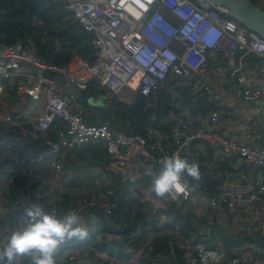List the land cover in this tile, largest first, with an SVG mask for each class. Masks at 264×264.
<instances>
[{
  "label": "built area",
  "instance_id": "1",
  "mask_svg": "<svg viewBox=\"0 0 264 264\" xmlns=\"http://www.w3.org/2000/svg\"><path fill=\"white\" fill-rule=\"evenodd\" d=\"M53 1L69 13L83 32L92 36L91 63H79L76 74H72L70 63L66 67L54 65L37 55L29 44H0V95L15 90L36 104L37 132H49L56 122L62 124L56 132V142L38 158L40 162L45 160L53 172L52 182L45 184L50 193L63 192V186L70 181V177L61 178L64 157L88 145L100 146L107 156L105 174L112 173L141 191V202H151L148 191L151 180L149 185L139 188L147 179L145 169L151 166L158 171L165 156L177 153L186 160L195 144L197 149L206 147L235 158L227 161L232 181L240 182V164L259 172L255 178L242 177L244 189L219 186L212 192L207 186L189 181L187 196L180 194L173 200L153 195L152 214L158 216L160 224L161 214L168 213V208L163 207L165 202L174 203L182 213L192 215L195 223L204 219L197 226L198 235L184 237L177 231L162 230V234L170 235L167 240L170 251L166 255L152 253L147 247L150 241L147 237L141 248L126 249L125 259L98 250L96 244L103 235L111 238V233L102 229V223L111 222L117 197L113 190L86 194L66 212H77L94 238L86 245L80 244L81 241L61 245L55 255L56 264H178L171 261L177 251L182 264H264V125L260 131L246 134L245 138L253 145L221 135L220 129L233 122L232 112L218 107L221 96L207 82L210 61H223L226 77L238 86L244 102L264 100V37L239 25L226 11L206 0ZM255 6L264 10V0ZM248 54L259 60L257 66L244 62ZM32 66L59 72L82 90L95 86L108 100L127 91L131 96L124 98H140L148 107L170 76L183 81L180 85L194 93L206 95V101L213 107L179 121L171 134L148 129L144 135H133L107 123H86L75 98L66 95L54 79L29 73L27 70ZM74 75L85 78L77 81ZM26 125L30 124L20 114L0 113L1 154L20 144L24 132L30 131ZM28 167L30 164L19 165L21 169ZM21 169L18 171L23 174ZM7 197L5 184L0 182V246L24 210L21 197L10 203ZM45 210L57 214L55 210ZM10 213L14 215L8 218ZM212 224L224 227L230 235L246 236L252 241L224 248L210 236ZM111 230L119 228L111 225ZM14 264H30V260L19 258Z\"/></svg>",
  "mask_w": 264,
  "mask_h": 264
},
{
  "label": "trees",
  "instance_id": "2",
  "mask_svg": "<svg viewBox=\"0 0 264 264\" xmlns=\"http://www.w3.org/2000/svg\"><path fill=\"white\" fill-rule=\"evenodd\" d=\"M249 1L256 5L259 0ZM91 40L92 36L83 32L73 22L69 13L53 0H0V44H13L16 42L29 44L33 51L44 60L59 67H66L75 56L80 57L86 63L93 61L94 50L91 46ZM170 81L174 92L161 88L158 91L159 98H155L153 105L149 107L143 104L140 98L136 99L132 104L120 102L116 98L109 99L108 106H104L99 110L102 123H107L117 130L133 135H144L148 129H159L164 133L171 134L173 127L179 123L180 119L185 117V113L186 117L184 119L186 120L188 117L195 116L200 112H206L213 107L206 101V95L199 92L194 93L189 87L180 85V79L173 78ZM87 92L90 94L102 93L97 87L89 86L80 97L82 105L85 104L84 99ZM56 125L50 132L53 139H56V132L62 126L61 123ZM92 146L94 147L92 150L94 154L93 162L105 172L107 156L103 150L100 151L98 147H95L99 145L84 147ZM186 160L189 163L198 165L201 173L200 181H191L190 179L189 181L207 186L212 192L220 186L219 180L215 179V176L210 173L204 162L205 160L191 156L187 157ZM222 166L227 167L226 163ZM107 177L108 182L104 184L105 186L103 185L102 190L103 192L108 190L115 191V196L117 197L116 208L111 216V222L105 220L102 223V229L110 232L111 238L107 239L103 235L101 242L96 244L97 249L106 251L110 255L116 253L122 259H125L126 249L137 250L141 248L143 243L146 242V237L148 238L152 234L147 247L152 250V253L161 252L164 255L168 254L170 247L167 244V240L170 235L162 234V225L160 226L155 215L150 214L151 217L148 220V216L135 214L136 210H133L131 205L134 192L131 188L132 185L127 182H121L112 173L108 174ZM150 180L151 178L148 179L147 176V179L142 181L143 185H149ZM37 187H40L39 193L41 195L38 202L48 210H55L60 216L65 214L78 201L76 198L72 199L68 194L62 192L58 199L47 203L49 198L54 196L50 193L48 186L25 177L13 180L8 188L6 201L10 203L18 197H24L25 193L23 194L22 191L27 188L30 190V197H34L33 191ZM135 192H138V190L136 189ZM144 203L153 207L151 203ZM168 204H170L168 211H173L174 216L172 217V222L166 226L175 228L184 237L193 234L198 235L199 229L197 226L203 223L204 219L202 218L195 223L192 215L182 213L174 203L168 202ZM8 215V218H11L14 214L10 213ZM111 225L118 226L119 230L112 231ZM210 236L214 240L217 238L221 244L228 248L241 246L248 241H252L246 236L230 235L224 227L217 224L211 225ZM93 238L94 235L89 233L88 238L82 240L80 244L86 245ZM174 260L178 264H182L179 251L176 252L175 258L171 261L173 262ZM3 263L0 262V264Z\"/></svg>",
  "mask_w": 264,
  "mask_h": 264
},
{
  "label": "crops",
  "instance_id": "3",
  "mask_svg": "<svg viewBox=\"0 0 264 264\" xmlns=\"http://www.w3.org/2000/svg\"><path fill=\"white\" fill-rule=\"evenodd\" d=\"M244 62L249 66L255 67L257 66L259 60L253 55L248 54L244 57ZM79 63H84V61L78 56L73 57L69 65V70L72 72V74L73 72L76 74L77 65ZM208 70L207 82L213 91L220 94L221 96L218 107L228 108L232 112L233 116V122L224 125L220 129V133H222L221 135L227 137L228 139H233L253 145L250 140L245 138V136L249 132H257L262 129L264 125V100L251 103L244 102L238 91V86L232 80H229L226 77L225 64L223 61L211 60ZM74 77L75 80L82 81L85 78V75H74ZM84 91H86V89L77 94L75 101L83 109V118L85 122L88 124L102 123V119L99 116V110L102 107H98L95 104V100H99V94L101 93L99 92L90 94L87 92L86 98L84 99L85 104L82 105V100L80 101V97ZM122 96L123 97H120V99H124V97L128 96V92H123ZM125 99L133 100L131 97ZM109 101L110 100L106 98L103 107L108 106ZM6 112L12 115L20 114L22 119H24L27 124H30L25 126L30 131L24 132L23 139H21V142L17 145V147H13L9 152L4 151L2 154L0 153V182L5 184V192L8 193V188L14 179L23 177L32 179L33 181H38L39 184H47L49 178L53 179V172L46 164L45 160L40 162L38 158L41 157V155L43 156L48 151V149H50L52 144L56 142V139H53L52 135L50 134L52 129L49 132H37L35 130V122L38 117L37 106L27 96L19 94L15 90H7L0 95V113ZM185 117H183V119ZM183 119H180L179 121H184L185 119ZM57 123L58 122H56V124ZM195 146L196 144L191 148V157H198L202 160H205L204 162L207 165L210 173L215 176V179L219 180L220 186L222 187L244 189L245 187L242 186V184H244L242 177L248 176L255 178L259 175L257 170L240 164L238 174L240 177V182L232 181L228 176L230 169L227 161H234L235 158L232 159L231 156H223L220 152L210 151L206 147L197 149ZM95 147H98V150L100 151L102 150L99 146ZM93 149V146L81 147L69 152L64 157V173L61 178L63 179L64 177H70V181L63 186V192L72 197V199L76 198V200H78L79 198L87 197L85 196L86 194H97L98 192L92 193V190L89 186L99 183L101 184L105 179V183L108 182V177L105 172L100 169V166H97V164L93 162ZM236 161L240 163L238 159H236ZM21 163H25V165L30 164L31 167L21 169L19 168ZM225 163L227 167L222 166ZM18 169H21V173L24 172L25 174H20ZM43 175H49V178L45 179L42 177ZM39 189L40 187H37V189L33 191L34 197H30V190L28 188L22 191L23 194L25 193V196L21 197L25 208L30 204L35 203L42 206L44 209H47L38 202V199L41 197ZM61 193L53 194L54 196L49 198L47 203L58 199ZM154 199V196L151 194L149 198V201L151 202L148 203H152ZM0 202H2V199H0ZM162 228L167 233L173 232L169 227L162 226ZM151 237L152 234L149 235L148 239ZM1 238L2 237L0 236V240Z\"/></svg>",
  "mask_w": 264,
  "mask_h": 264
},
{
  "label": "clouds",
  "instance_id": "4",
  "mask_svg": "<svg viewBox=\"0 0 264 264\" xmlns=\"http://www.w3.org/2000/svg\"><path fill=\"white\" fill-rule=\"evenodd\" d=\"M158 171L151 166L145 174L151 177L149 193L156 198L189 194V179L200 181L198 165L189 163L180 155L165 156L160 161ZM89 236L88 228L75 211L58 216L46 211L38 204L24 208L17 225L7 235L0 246V262L14 264L18 258H29L30 264H56L57 249L68 241H82Z\"/></svg>",
  "mask_w": 264,
  "mask_h": 264
},
{
  "label": "water",
  "instance_id": "5",
  "mask_svg": "<svg viewBox=\"0 0 264 264\" xmlns=\"http://www.w3.org/2000/svg\"><path fill=\"white\" fill-rule=\"evenodd\" d=\"M209 4L218 7L229 15L239 25L264 37V10L255 6L248 0H206ZM29 73L40 74L47 78H52L56 85L68 96L75 98L82 89L77 83L68 81L61 73L54 70L30 67ZM159 98V92L155 94Z\"/></svg>",
  "mask_w": 264,
  "mask_h": 264
},
{
  "label": "rangeland",
  "instance_id": "6",
  "mask_svg": "<svg viewBox=\"0 0 264 264\" xmlns=\"http://www.w3.org/2000/svg\"><path fill=\"white\" fill-rule=\"evenodd\" d=\"M257 5V4H256ZM226 70V74H227V69ZM171 79H173V77H168L167 80H166V86L164 88L170 90V92H174L173 88L171 87L170 83H171ZM180 83H183V81H180ZM179 83V84H180ZM178 85V84H177ZM123 94H120L118 96H115L116 99H120V97H123L122 96ZM131 96V94H128ZM128 99H120L118 101L120 102H123V103H126V104H132L134 103L132 101H127ZM133 100H136L135 97H133ZM105 101H106V97L103 93L99 94V100H95V104L98 106V107H103V105L105 104ZM43 178L45 179H48L49 178V175H43L42 176ZM48 182H52V178H49L48 179ZM106 182V179L104 180L103 183H99V184H96V185H92V186H89L90 189L92 190V193H97V192H102V188H103V185L104 183ZM105 186V185H104ZM144 185H140L139 188L143 187ZM132 190H134L133 192V195H132V199H133V202L131 203L132 207H133V210H136L135 211V214L137 213L138 215H142V216H148V220L149 218L151 217L150 214L152 215V211H153V207H150L149 205H147V203H144V202H141L140 200L142 199V192L138 190V192H135L136 191V188H134L133 186L131 187ZM170 204L167 205V202L163 203V207H166V208H170L169 206ZM168 210V209H167ZM151 212V213H150ZM174 216V212L173 211H166L165 214H161V220H162V226L164 227H167L166 225L168 223H171L172 222V217ZM156 218H158V216L156 215ZM172 231H176L175 228H170ZM213 240V239H212ZM216 240V243H219V240H217V238L215 239ZM213 240V241H215ZM221 244V242H220ZM224 248H227L226 246H224L223 244H221Z\"/></svg>",
  "mask_w": 264,
  "mask_h": 264
}]
</instances>
